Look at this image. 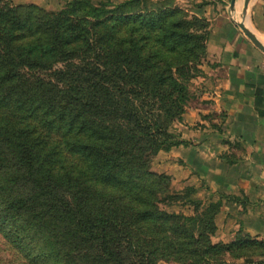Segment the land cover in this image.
Listing matches in <instances>:
<instances>
[{"label":"trees","instance_id":"16d2710c","mask_svg":"<svg viewBox=\"0 0 264 264\" xmlns=\"http://www.w3.org/2000/svg\"><path fill=\"white\" fill-rule=\"evenodd\" d=\"M149 1L0 0V234L24 264H156L197 245L204 220L159 208L169 177L150 164L180 143L205 37Z\"/></svg>","mask_w":264,"mask_h":264},{"label":"crops","instance_id":"0c3cea01","mask_svg":"<svg viewBox=\"0 0 264 264\" xmlns=\"http://www.w3.org/2000/svg\"><path fill=\"white\" fill-rule=\"evenodd\" d=\"M244 1L174 0L209 21L218 73L206 103L176 125L180 143L151 166L193 199L217 204L214 244L260 247L224 264H264V52L239 27L245 20L264 44V0H250L247 11Z\"/></svg>","mask_w":264,"mask_h":264},{"label":"rangeland","instance_id":"374dc122","mask_svg":"<svg viewBox=\"0 0 264 264\" xmlns=\"http://www.w3.org/2000/svg\"><path fill=\"white\" fill-rule=\"evenodd\" d=\"M65 1L68 0H12L13 4L17 7L23 8L30 5L38 6L48 12L59 11L64 5ZM97 4L100 2H112L114 4L120 3L123 0H91ZM160 1H165L169 5L174 6L172 9L180 8V13L177 15L179 18L187 19L191 24V29L203 35L205 38L202 41V52L199 60L196 63H190L191 76L189 88V96L185 104L184 115L189 110L205 104L207 97L210 96L212 87H215V79L218 73L217 63L213 57L212 51V40L210 37V23L207 19L199 17L188 11L187 7L174 3V0H150L149 4L154 7L159 6ZM135 5L127 7L133 8ZM207 95V96H206ZM176 119L171 127V132L177 137V124L182 120ZM175 137L172 138V142ZM154 159V158H153ZM153 161V160H152ZM152 162L150 164V169ZM154 172V171H153ZM156 173V172H155ZM165 175V174H164ZM169 177V176H168ZM166 191L159 194L157 197V203L161 210L167 211L168 213H178L188 216H195L204 220L198 222V230L195 231V239L198 240L197 245H193L191 253H183L181 258L176 259L175 256H171L166 260H158L156 264L168 263V264H224L225 261L232 258V253L226 252V248H217L212 250L209 248L207 239H211V229L208 225L210 223V217L212 215L209 207V203L204 204L202 201L195 200L192 198V192L188 188L181 189L178 184H174L172 178L166 181ZM199 207V208H198ZM199 219V220H200ZM207 227V228H205ZM203 233V235H201ZM234 251L233 253H235ZM179 261V262H178ZM25 260L18 251H16L0 234V263L1 264H24Z\"/></svg>","mask_w":264,"mask_h":264},{"label":"water","instance_id":"95a60500","mask_svg":"<svg viewBox=\"0 0 264 264\" xmlns=\"http://www.w3.org/2000/svg\"><path fill=\"white\" fill-rule=\"evenodd\" d=\"M249 4H250V0L244 1V8L246 11L248 10ZM239 27L242 29L244 34L254 43V45L256 47H258L262 52H264V44L262 42H260L255 37V35L247 29L245 20H243L241 23H239Z\"/></svg>","mask_w":264,"mask_h":264}]
</instances>
